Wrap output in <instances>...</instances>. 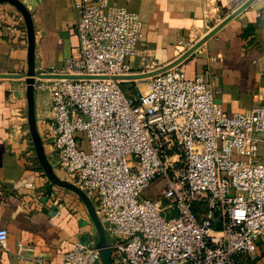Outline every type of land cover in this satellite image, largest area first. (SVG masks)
<instances>
[{"label": "built area", "instance_id": "obj_1", "mask_svg": "<svg viewBox=\"0 0 264 264\" xmlns=\"http://www.w3.org/2000/svg\"><path fill=\"white\" fill-rule=\"evenodd\" d=\"M74 7L79 52L65 74L96 79L41 85L51 100L44 141L57 168L94 200L112 264H238L253 257L264 238V105L226 114L205 76L190 80L178 68L145 79L144 89L126 97V82L112 77L158 68L144 51L136 72L126 61L137 54L138 16L108 0ZM204 19H213L208 10ZM159 178L164 188L156 192L151 185ZM62 264H101L99 250L76 242Z\"/></svg>", "mask_w": 264, "mask_h": 264}, {"label": "crops", "instance_id": "obj_2", "mask_svg": "<svg viewBox=\"0 0 264 264\" xmlns=\"http://www.w3.org/2000/svg\"><path fill=\"white\" fill-rule=\"evenodd\" d=\"M16 1L31 19L35 74H65L67 60L79 52L74 7L78 0ZM247 1L108 0L110 6L139 18L137 54L126 60L133 72L143 51L155 60L156 70L176 62ZM204 10L212 21H205ZM27 55L24 18L15 6L1 2L0 75L22 77H0V228L7 231V250L0 251V264H62L63 254L76 242L96 246L100 236L79 195L51 185L35 163L27 119ZM173 68L182 70L190 80L205 76L214 92L213 101L226 114L264 105V0H253ZM145 79L124 82L134 91L144 89ZM50 80L58 79H35L33 83L34 115L42 146L51 100L41 85ZM258 157L264 166V143L258 144ZM146 194L155 195L150 189ZM90 201L110 243L105 224ZM238 264H264V238L258 240L253 257H244Z\"/></svg>", "mask_w": 264, "mask_h": 264}, {"label": "water", "instance_id": "obj_3", "mask_svg": "<svg viewBox=\"0 0 264 264\" xmlns=\"http://www.w3.org/2000/svg\"><path fill=\"white\" fill-rule=\"evenodd\" d=\"M253 0H248L245 2L240 8H238L236 11H234L232 14L227 16L220 24H218L215 28H213L210 32L206 34L201 40H199L190 50H188L181 58H179L176 62L170 64L169 66H166L164 68L155 70L151 73L146 74H132L127 76H116L112 77L113 80H120V81H134V80H141L148 77H152L154 75H157L159 73H162L168 69H171L175 67L179 62L184 60L189 54H191L195 49H197L202 43H204L209 37H211L215 32H217L222 26H224L228 21H230L233 17H235L240 11H242L244 8H246ZM1 2H7L17 8V10L21 13V15L24 18V22L26 25L27 30V40H28V55H27V72H26V95H27V102H28V112H27V119H28V125L29 130L31 134V139L33 142L34 150L36 153V157L39 161L40 166L42 167L44 173L46 174L47 178L54 183L57 186L64 187L67 189H70L77 193L79 197L83 200L85 205L87 206L89 213L92 217L93 222H95L96 227L99 232L100 241L96 244V248L99 250V256L101 260V264H112L111 254L113 252V249L111 248V244L107 241L106 236L104 234V231L97 220V217L95 215L94 208L91 204V201L89 198L77 187H75L73 184L63 181L52 171L51 165L49 164L44 148L42 146V142L40 139V136L37 132L36 128V120L34 115V106H33V83L35 79H67V80H77V79H96L95 77L91 76H82V75H70V74H35L34 72V34H33V27L31 23L30 16L24 6L19 3L16 0H0ZM0 77H22L20 75L17 76H2ZM100 79H106V77H98ZM97 78V79H98Z\"/></svg>", "mask_w": 264, "mask_h": 264}, {"label": "rangeland", "instance_id": "obj_4", "mask_svg": "<svg viewBox=\"0 0 264 264\" xmlns=\"http://www.w3.org/2000/svg\"><path fill=\"white\" fill-rule=\"evenodd\" d=\"M141 86H142V85H141ZM131 88H132V86H131V84H129V83H124V84H121V85H120V89H121V91L124 93V95H125L126 97H128V96L131 94ZM30 139H31V138H30ZM31 143H32V141H31ZM31 143H30V146H31ZM43 143H45V144L43 145V148H44V152H45L46 158H47L49 164L51 165L52 171H53V173L55 174V176H57V178H59V179H61V180H63V181H67V182L70 183V180H68V179L66 178V176L63 174L62 171H60L59 168H57L56 160H55V156H54L53 151L50 150V148L46 146V142H43ZM30 150L33 152V154H34V156H35V163L38 165L39 169H41V170L43 171V169H42V167L40 166L39 161H38V159H37V157H36V153H35V150H34V146H33V145L31 146ZM49 154H50V156L53 155V157H50ZM43 172H44V171H43ZM44 174H45V173H44ZM45 175H46V174H45ZM46 177H47V176H46ZM49 181H50V180H49ZM50 182H51V181H50ZM51 185H54V183L51 182ZM151 188L154 189L156 192H157V191H160L162 188H164V183H163L162 180L159 178V179H157L155 182L152 183ZM90 200H92V202H94L93 199L90 198ZM94 203H95V202H94ZM166 203H167V202H164L163 205L165 206ZM172 214H175V212L173 211ZM165 215H167V214H166V213L163 214V216H164L163 218H164V219H166Z\"/></svg>", "mask_w": 264, "mask_h": 264}]
</instances>
